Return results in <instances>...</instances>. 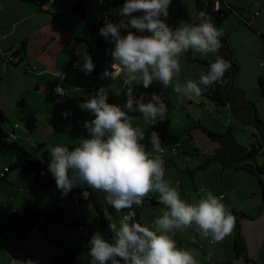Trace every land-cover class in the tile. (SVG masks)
Instances as JSON below:
<instances>
[{
  "label": "crops",
  "instance_id": "obj_1",
  "mask_svg": "<svg viewBox=\"0 0 264 264\" xmlns=\"http://www.w3.org/2000/svg\"><path fill=\"white\" fill-rule=\"evenodd\" d=\"M39 1L0 0V114L3 117L2 128L14 142L33 151L42 146L39 152L41 156L37 157V160H33L43 165L45 163L43 154L52 147L63 145L72 150L79 145L81 139L90 138L83 125L95 117L90 112L81 110L78 105L92 98L93 88L105 65L115 62L111 55L115 45L100 35V29L105 26V21L101 18L102 13L94 0H85L83 4L86 11L84 17L74 13V6L70 0H57L52 11L47 9L46 1L45 3ZM176 1L179 2V0ZM202 1L206 6L200 11L195 0H192V9L188 16L193 24L199 23L201 14L208 7V3ZM210 1L209 7L213 5L215 10L220 7L234 9L220 27L222 33L227 37H229L230 30L239 28H243L248 34H258L257 28H260V33H264V0H249L254 2L251 15L242 12L240 3H244L245 0H229L227 6L215 0ZM68 3L71 4V7ZM92 5H95L99 11L101 20L89 13V7ZM256 10H263V14L260 17H255ZM196 19H198L197 22ZM115 20L118 22L119 17H116ZM181 22V20L178 21V18L172 19L170 14L166 20V23L173 29L178 28ZM243 25L253 31L246 29ZM253 25L256 30L252 28ZM260 36L264 40V35L260 34ZM85 53L91 57L94 65L91 74H86L81 70ZM7 56L14 58V63H7L5 60ZM262 56L264 58V44ZM217 57H221L219 50L207 55L189 50L180 57V74L167 88H164L159 82H153L147 89L143 87L142 83L126 85L124 83L125 76L120 69L112 77L102 79L101 85L108 90L109 104L122 107L123 100L127 99V88L132 87L137 98L146 94L150 99L153 93L167 98L171 104L167 115L179 107L187 109L185 106H181L183 101L189 105H194L195 101H199L201 107L211 110L209 115L222 114L226 119L225 123L231 124L232 120L236 118L232 106L225 103L219 104L205 95L211 86L205 88L200 85L203 89L200 97L185 96L172 90L177 81L182 84L187 80L199 83L200 76L207 73L199 61L211 64ZM232 64L236 68L233 85L244 94L249 102L247 90L240 82V68L237 62L233 61V56ZM262 65L257 66L256 64L258 67L256 78H258L259 87L260 80L264 83V69H262L264 64ZM62 80L63 87L68 91L66 97L63 98L55 93V88ZM219 93L221 94L220 88ZM144 102L147 103L148 99ZM65 112L69 113L67 118L62 115ZM128 115L132 117L133 126H138L145 133V140L142 143L151 152L152 158L159 154L152 151L149 141L152 132L159 134L162 147L165 144L163 136L180 137V142H183L181 147L176 151L168 149L162 159L164 160L165 176H167L165 179L170 181L171 186L186 195L188 203H197L209 191L216 196L222 195L225 200L228 196L238 193L234 188L235 179H240L243 182L244 180L248 181L243 176L244 174L252 176L246 171L235 168L238 166L225 164L221 161L212 162L200 168L215 153L219 145L213 147L211 154L206 156L202 163L200 149L191 132H188V138L186 137L183 141L181 135L176 131L178 129L172 127L168 119L164 120L163 124L162 121L145 119L139 111L129 112ZM189 119L195 125L199 123L215 132L212 127L203 125L200 122L201 118L195 120L189 116ZM227 125L225 124L223 127H227ZM227 128L223 132L215 133H226L232 129L231 126ZM187 140L189 144L193 145L182 150L181 148L185 146ZM31 141L36 142L35 148L30 146ZM194 145L197 150L194 149ZM12 162V156L0 153V173L10 167ZM12 171L7 172L0 180V264H28L29 261L32 264H38L53 251L57 254V259L50 264H68L71 257H75L72 264H77V257L84 249L82 242L88 247L89 242L86 238L90 234L88 237L78 236L82 238V241L78 242L77 249L72 255L69 257L62 255L60 236L56 235L60 211L56 206L53 193L46 189L54 180L50 171H47L45 177H38L37 173L27 175L20 170L14 173ZM174 172H178L180 175L178 176ZM205 176L211 177L209 183ZM250 189L251 192L260 194L263 201L260 183ZM102 197L101 194H98L93 198L98 201ZM150 201L156 203V206H164L160 203L157 192H151L144 198V208L152 206L149 204ZM100 208L105 212L107 206ZM79 209L82 217L69 223L70 231L76 230L80 225L88 230L92 213L97 214L93 204H83ZM231 212L235 217L239 216L237 224L242 217L247 216L240 204H233ZM41 219H44L43 223L39 222ZM140 223L143 225L142 221ZM193 228L197 240L192 235L191 242L203 251L200 249L202 236L197 232L195 226ZM183 234L185 232H180V235ZM37 247L44 249L38 255L35 250Z\"/></svg>",
  "mask_w": 264,
  "mask_h": 264
},
{
  "label": "clouds",
  "instance_id": "obj_2",
  "mask_svg": "<svg viewBox=\"0 0 264 264\" xmlns=\"http://www.w3.org/2000/svg\"><path fill=\"white\" fill-rule=\"evenodd\" d=\"M171 3L172 0H125L122 7L110 10L119 20L106 19L100 35L114 43L112 67L120 69L126 85L142 83L147 89L153 82H159L167 88L180 74V57L189 50L207 55L221 48L223 33L210 17L202 18L198 24L182 21L178 28L170 27L166 20ZM83 60L81 70L91 74L94 69L91 57L85 53ZM231 67L229 61L217 57L207 73L200 76L199 83L177 81L172 90L200 97L203 92L200 85L207 88L222 82ZM55 92L64 94L60 86ZM126 94L123 108L108 103V90L103 87L79 104L81 110L95 117L83 125L90 138L81 139L72 150L63 145L52 147L48 170L58 189L68 193L87 185L103 192L104 201L116 212L142 206L149 193H159V201L166 210L151 228L135 222V213H130L122 216L118 224H110L114 234L111 240L105 239L100 231L92 235L89 251L92 264H197L193 252L177 247L175 233L195 226L204 239L219 243L231 235L236 217L222 202L224 197L211 191L194 204L181 199L177 188L165 179L162 156L152 158L142 143L145 133L133 126L128 115L139 111L145 119L164 121L168 119L167 105L155 93L150 99L146 94L137 98L129 87ZM62 115L67 118L69 113ZM149 141L152 151H164L157 132L151 133Z\"/></svg>",
  "mask_w": 264,
  "mask_h": 264
},
{
  "label": "rangeland",
  "instance_id": "obj_3",
  "mask_svg": "<svg viewBox=\"0 0 264 264\" xmlns=\"http://www.w3.org/2000/svg\"><path fill=\"white\" fill-rule=\"evenodd\" d=\"M68 5L71 7V4L68 3ZM253 5L254 2L249 0H245L244 3H240L242 12L246 13V15H251L253 11ZM191 9H192V0H181V1L179 0V2L176 0H172V3L169 7V14L172 16V19L178 18V21L181 20L183 22L193 24L188 16ZM89 13L92 14V16L98 18V20L101 17L99 16V11L95 7V5L89 7ZM197 21L198 19H196V22ZM243 26L248 30H252L248 26L245 25ZM252 28L256 30L255 29L256 27L254 25L252 26ZM257 31L258 34L256 33L248 34V32H246L243 28H239L233 31L230 30L229 37H227V40L229 44V49L233 56V61L237 62L238 67L240 68V82L242 86L247 90L249 102L255 106L257 110L258 118L264 121V98L261 95L258 78H256V73L258 70L257 66H259V64L263 66L262 64H264V58L262 56V48H263L264 40L260 36V34L264 35V33H260V28H257ZM195 102L196 103L194 105H189L188 103L186 104L183 101L181 106H185V108L187 109H184L182 107L173 109V111L168 115V121L172 127L178 129L176 131L181 135V139L183 141L186 139V137L188 138L189 136L188 132H191V134L194 136L196 145L200 149L201 152L200 161L202 163H204L205 157L211 154L213 147L218 146L219 144L213 143L206 136V134H204L200 129L196 128L195 123L189 119V116H191L195 120L201 118L200 122L205 126L212 127L215 132H223L225 128L231 126L235 141L239 146H242L246 149H251L254 145H257L255 140L258 139V134L250 125H243L236 118L232 120L231 124L229 122L225 123L226 119L222 114L209 115L208 113L211 112V110L201 107L199 105L201 104L199 103V101H195ZM199 114H201V116H199ZM225 124L226 125L228 124L227 127H223ZM258 141L260 140L258 139ZM263 143L264 142L261 141V145H258L259 153L257 154V161L262 164L264 163V150L261 147ZM192 145L193 144L185 143V146H183L181 149L183 150L184 148L191 147ZM29 150L33 152L32 149ZM40 156L41 154L39 152H35L34 160H37V157L39 158ZM169 169L172 170L171 168ZM12 172L13 173L17 172V170H13ZM174 173L178 176L180 175L178 172H174ZM243 176L246 177L248 181L244 180L243 182H241L240 179H235L234 188L237 189L236 192L238 191V193H234V196H228L222 202L227 206V208L230 211H231V206L233 204L236 205L240 204L241 206H243L244 210L246 211V213H244L245 215L251 218H256L263 208V201L261 195L256 194V192H251L250 188H252L253 186L255 187L259 183L257 178H255L254 176H249L247 174H244ZM205 179L208 183L211 181L210 176H205ZM92 190L95 191V189ZM180 195H181V199L188 202L187 197L184 193L180 192ZM164 210H166L165 206L157 205V206L145 207L140 212V221H142L143 224L142 226H148L151 228L155 219L160 217ZM238 217H236V224ZM98 221H99L98 215L95 212H93L88 227L89 228L88 230L90 231V236L86 238L87 241L89 242L88 243L89 245L87 247L82 242L84 249L79 253L77 257V264H89V263L92 264V259L89 255L90 239L95 232L99 231ZM236 224L231 235L227 236L222 242L213 243L210 245L211 251L213 253L212 264H246L242 259L237 258L234 251V239L237 235ZM183 232H185V234L180 235V232H176L175 235L173 236V238L177 242V247L183 250H188L190 252H193L197 260V264H206L205 258L203 256V252L205 253V251L199 250L197 246H195L191 242L192 235L197 240L194 228L193 227L187 228ZM57 234H58V230L56 232V235ZM58 236H60L59 237L60 247L63 250L62 255L64 257H69L70 255H72V253L75 252L77 249L78 242L82 241V238L79 237L72 238L71 235L69 234H62ZM200 242L209 243L210 239H204L203 237H201ZM42 245L44 246L45 244ZM35 250L37 251L36 255H38L44 249L42 247H37L35 248ZM40 262L41 261H39L38 263Z\"/></svg>",
  "mask_w": 264,
  "mask_h": 264
},
{
  "label": "water",
  "instance_id": "obj_4",
  "mask_svg": "<svg viewBox=\"0 0 264 264\" xmlns=\"http://www.w3.org/2000/svg\"><path fill=\"white\" fill-rule=\"evenodd\" d=\"M204 1L208 3L209 7L211 1ZM208 7L202 13L203 17H200L199 23L201 22L202 18H208L206 16ZM212 21L215 24L213 19ZM220 40V50L223 54V59H226L232 65V53L230 49H228V45L224 43L222 37ZM235 72L236 68L232 65L231 69L229 70V76L224 78V80L220 83L222 100L225 104L232 106L233 114L240 122L250 125L256 132L261 133L264 138V121L258 118L255 106L248 102L244 94L233 85ZM209 134L211 135L212 139L218 141L221 146L219 152L214 154L215 157L210 162L221 161L229 165L247 167L256 174L264 187V169H261L255 154L249 155L242 152L241 147L228 138L216 136L211 133ZM144 205L145 204L143 203L142 206H139L138 211L135 212L133 217L135 222H137L138 216L143 210ZM237 233L239 254L242 257L253 261L255 264H264V206L256 218H251L248 216L242 217L237 224ZM70 259L68 264H72L75 261V257H71Z\"/></svg>",
  "mask_w": 264,
  "mask_h": 264
},
{
  "label": "trees",
  "instance_id": "obj_5",
  "mask_svg": "<svg viewBox=\"0 0 264 264\" xmlns=\"http://www.w3.org/2000/svg\"><path fill=\"white\" fill-rule=\"evenodd\" d=\"M45 1H46V4L49 2V0H40L39 2L40 3H45ZM56 2H57V0H55V2L53 3L52 8L55 7ZM195 2H196V5H197V7H198V9L200 11H202V9L206 6V4L202 0H195ZM117 3L121 4L122 0H117ZM83 4H84L83 2H79L77 4H73L74 13H76L79 16H82V17L85 16V12H86L85 9H84ZM52 8L50 9V11H52ZM232 10H234V9L233 8H229L228 9V8H224V7H220L218 10H215L213 5H211L209 7L208 11L206 12V16L208 18L210 17L211 19H213L214 22H215V25L218 28V30L221 31L220 27H221L222 23L226 20V18L229 16V14L231 13ZM222 39H223L224 43L227 44V35L223 34L222 35ZM228 49H229V46H228ZM219 51H220L221 58H223V54H222L220 49H219ZM11 63H14V62H11ZM199 63L203 67V69L207 72L210 64L205 62V61H199ZM232 65L235 66L234 64H232ZM228 76H229V71L225 73L224 78H226ZM220 83L212 85L211 88L207 92H205V95L208 96V97H211L212 99H214L219 104H224V101L221 99V94L219 93ZM260 87H261V95L264 98V83L262 82V80H260ZM162 99L164 100V103L167 105V108H168V111H169L170 108H171V104H170L169 100L167 98H162ZM2 123H3V117L0 114V153L8 154V155L13 157V162L11 163L10 167H8L9 171L10 170H20L21 172H23L24 174H27V175L33 174V173H39L40 169L43 168L42 164L35 162L33 159H34V153L35 152H40V150L42 149V146H39L38 149H36L35 151L31 152L29 149L25 148L24 146H21V145L17 144L3 130ZM196 127L199 128L204 134H206V136L213 143H218L219 144L218 141L212 139V137H211V135L209 133H211L213 135H216V136L228 138V139L234 141L237 144V142L235 141L232 129H229L226 133H215V132H212L211 130H209L208 128L202 126L199 123H197ZM162 138H163V142H165V144L181 143L179 136H163ZM255 141H256L257 145H254L251 149H246V148H243L242 146H239L238 144L237 145L239 147H241L242 152H244L246 154H249V155L255 154L256 155V159H257V154L259 153L258 145H261V142L258 141V139H256ZM186 142H187V144H189L188 140L185 141V143ZM182 144H183V142L181 143V145ZM194 149L197 150L195 145H194ZM220 149H221V146L219 144V148L215 151V153L219 152ZM215 153H213V155L210 158H208L206 163L204 165H201L200 168H203L206 165L212 163L210 161L215 157V155H214ZM43 158L45 160L51 158L49 151L45 152L43 154ZM213 162H218V161H213ZM235 168L238 169V170L246 171L249 174H251L252 176H254L255 178H257L258 182L262 186V192L261 193H262V195H264L263 184H262L261 180L256 176V174L252 170H250L247 167H239V166L235 167ZM1 179H3V178H1ZM81 189L89 190V188H87L85 186L84 187H79V188L74 190L75 195L79 194ZM149 204L152 205V206H156V203L151 202V201H150ZM93 207L95 208V210L97 211V214H98L99 230L101 231V233L103 234L105 239L111 240L112 232L110 231V228H109L108 224L105 221V215H104L105 212L97 204H93ZM138 209L139 208L137 206H133L132 209H124V210H127V211H132L133 210V211L137 212ZM137 222L140 223V215L138 216ZM236 228H237V226H236ZM207 245L209 246L208 248H207ZM209 248H210V245L208 243H201L200 244V249L205 251V253L203 254L204 258L206 257ZM210 251H211V249H210ZM234 251H235V254H236L237 258L242 259L246 264H251V263L255 264L253 261H251L249 259H246V258L242 257L239 254V252H238V233H237V235H236V237L234 239ZM205 261H206V258H205ZM206 264H209V263L206 261Z\"/></svg>",
  "mask_w": 264,
  "mask_h": 264
},
{
  "label": "built area",
  "instance_id": "obj_6",
  "mask_svg": "<svg viewBox=\"0 0 264 264\" xmlns=\"http://www.w3.org/2000/svg\"><path fill=\"white\" fill-rule=\"evenodd\" d=\"M71 3L73 4H77L79 2H85V0H70ZM96 5L98 6V8L100 9L101 13H102V18L105 21L106 19L112 22H117L115 19L117 16L110 14V10L112 9H117L123 6L125 0H122L121 4L117 3V0H94ZM217 2L220 3H224L225 5H227L229 0H215ZM55 2V0H49V2L47 3L48 7L47 9H51L53 3ZM263 14V10H256L254 12V16L255 17H260ZM126 34L122 32V35ZM109 43L114 44L112 42L109 41ZM5 60L7 63H11L14 61V58L12 57H5ZM17 62V61H15ZM113 64L107 63L105 65V68L103 70V72L98 76L97 79V83L93 88V94H95L101 87H103L101 85V80L104 78H110L112 77L116 72L119 71V68H113L112 67ZM63 89L64 94H56L60 97H66L68 91L63 87V80L61 81V83L58 85ZM57 88V87H56ZM55 88V89H56ZM126 100H123L122 102V108L126 103ZM30 146L32 148L36 147V142L35 141H31L30 142ZM181 147V143H174V144H164L163 148L164 151L162 153H159L161 156H163L166 151L168 149L176 151L178 148ZM264 150V144L261 146ZM50 159H46L45 163L42 165L43 168L40 169L39 173H37L38 177H45L47 175V171H48V164L50 162ZM9 172V168H5L4 171H2L0 173V179L3 178L5 176V174ZM79 187H75L73 188V190L71 192L65 193L64 191L58 189L57 185H56V181L53 180V182L46 188L49 189L54 196L55 202H56V206L58 208V210L60 211V221H59V225H58V235H62V234H69L71 235L72 238H77L78 236H82V237H88L89 236V231L82 225L78 226L76 230L74 231H70L68 229V225L69 223L73 222L74 220L80 219L82 217V213L80 211V207L83 204H98L99 207L104 206L106 208L105 210V221L108 224L109 228H110V224L113 223H117L119 219L127 214L130 213H135V211H127V210H122L121 212H116L110 205H108L105 201H104V193L103 192H97L96 190H83L81 189L80 193L75 195L74 190L77 189ZM101 194L103 197L101 199H99L98 201H96L93 197L94 195H98ZM92 201V202H91ZM44 219H41L39 222L43 223ZM198 232V231H197ZM199 233V232H198ZM200 234V233H199ZM114 234L112 233V236ZM201 235V234H200ZM209 245L213 244V242H209ZM209 246L207 245V248ZM211 248L208 249V253L206 255V261L209 264H212V260H213V253L212 251H210ZM57 259V254L55 253V251H53L48 257H46L44 260H42L40 263L38 264H49V263H53L55 262Z\"/></svg>",
  "mask_w": 264,
  "mask_h": 264
},
{
  "label": "flooded vegetation",
  "instance_id": "obj_7",
  "mask_svg": "<svg viewBox=\"0 0 264 264\" xmlns=\"http://www.w3.org/2000/svg\"><path fill=\"white\" fill-rule=\"evenodd\" d=\"M257 134H258V139L260 140V142L261 141L264 142L263 135L261 133H259V132H257ZM259 165L261 166V169L263 170L264 169L263 164L259 162ZM251 264H253V263H251Z\"/></svg>",
  "mask_w": 264,
  "mask_h": 264
}]
</instances>
